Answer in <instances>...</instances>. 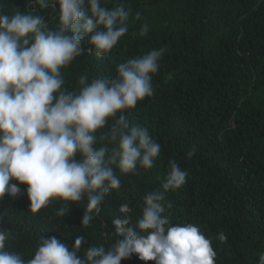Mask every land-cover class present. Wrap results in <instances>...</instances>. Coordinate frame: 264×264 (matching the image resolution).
Segmentation results:
<instances>
[{
	"label": "trees",
	"instance_id": "16d2710c",
	"mask_svg": "<svg viewBox=\"0 0 264 264\" xmlns=\"http://www.w3.org/2000/svg\"><path fill=\"white\" fill-rule=\"evenodd\" d=\"M101 2L109 9L119 2L131 9L128 32L104 57L90 51L86 40L84 53L62 70L64 87L77 91L85 73L89 82L114 77L119 64L165 48L152 77L154 95L125 113L130 124L148 127L161 144V155L152 169L122 175L120 188L105 196L87 227L81 223L86 197L69 204L64 216L57 215L66 207L58 200L34 214L27 185H18L21 196L0 201L5 218L0 228L12 233L6 250L28 260L41 236H55L70 248L83 236L82 256L92 246L107 250L117 239L111 221L122 215L121 204L128 203L132 220H139L146 193L160 189L169 160L175 159L188 177L181 189L168 193L171 206L164 215L173 224L197 225L212 241L215 264H258L264 253V0ZM48 4L41 9L34 0H0V9L32 11L55 28L58 5L55 0ZM145 23L149 31L141 37ZM193 146L197 152L189 159L186 153ZM221 232L225 243L217 239ZM121 264L144 262L133 255Z\"/></svg>",
	"mask_w": 264,
	"mask_h": 264
},
{
	"label": "clouds",
	"instance_id": "9594fccd",
	"mask_svg": "<svg viewBox=\"0 0 264 264\" xmlns=\"http://www.w3.org/2000/svg\"><path fill=\"white\" fill-rule=\"evenodd\" d=\"M34 3L41 9L49 6L48 0ZM55 4V28L32 11L7 14L0 9V201L21 196L18 185H27L32 213L58 200L66 207L57 215L64 216L69 204L86 197L81 223L87 227L100 213L105 196L120 188L122 175L152 169L161 155V144L148 127L130 124L125 113L154 95L152 77L166 49L119 64L114 77L89 82L82 74L79 89L70 91L62 70L84 53L86 40L97 57L109 55L128 32L131 9L123 2L109 9L101 0ZM148 31L145 23L139 35ZM196 152L193 146L186 155L191 159ZM187 177L170 159L160 189L146 193L139 220H132L128 203L121 204L122 215L111 221L117 239L107 250L92 246L82 256L83 236L71 248L55 236H41L34 256L25 260L6 250L12 233L0 228V264H121L133 255L144 264H215L212 241L197 225L173 224L164 215L171 206L168 193L181 189ZM4 222L0 215V225ZM217 239L227 241L223 232ZM258 264H264V253Z\"/></svg>",
	"mask_w": 264,
	"mask_h": 264
}]
</instances>
